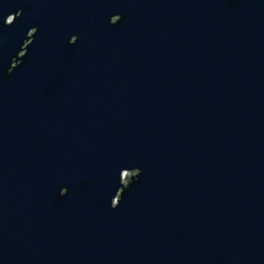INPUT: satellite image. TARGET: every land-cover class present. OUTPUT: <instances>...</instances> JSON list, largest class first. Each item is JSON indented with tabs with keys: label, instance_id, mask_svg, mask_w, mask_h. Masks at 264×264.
Masks as SVG:
<instances>
[{
	"label": "water",
	"instance_id": "water-1",
	"mask_svg": "<svg viewBox=\"0 0 264 264\" xmlns=\"http://www.w3.org/2000/svg\"><path fill=\"white\" fill-rule=\"evenodd\" d=\"M0 264H264V0H0Z\"/></svg>",
	"mask_w": 264,
	"mask_h": 264
}]
</instances>
